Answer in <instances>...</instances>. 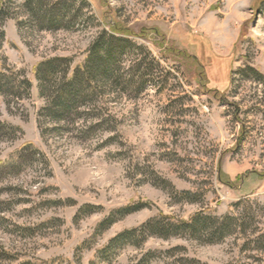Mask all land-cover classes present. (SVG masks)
I'll return each instance as SVG.
<instances>
[{"label":"rangeland","instance_id":"obj_1","mask_svg":"<svg viewBox=\"0 0 264 264\" xmlns=\"http://www.w3.org/2000/svg\"><path fill=\"white\" fill-rule=\"evenodd\" d=\"M96 50L102 73L55 116L56 84ZM0 72L32 85L0 93L21 130L0 133V264H264V0H0ZM199 212L240 228L108 249Z\"/></svg>","mask_w":264,"mask_h":264},{"label":"trees","instance_id":"obj_2","mask_svg":"<svg viewBox=\"0 0 264 264\" xmlns=\"http://www.w3.org/2000/svg\"><path fill=\"white\" fill-rule=\"evenodd\" d=\"M113 33L117 34L119 32L114 29ZM99 52L100 51L96 50L95 53L89 57L88 61L83 67L77 68L74 71V74L71 78H69V80L66 79L67 75H64L65 81L60 83V85L56 84L54 88L55 97L52 100V105H50L53 108L52 110L55 116H58L60 118L62 114L67 113L72 106H75L76 103L79 102V100L83 99V94L85 92L84 87L88 82L87 76L91 77V75H98L102 73V70H100L101 67L99 66L100 64L105 62L103 60L107 58L109 52L102 53V55ZM59 60L62 61V59H53L41 62L36 68L35 73L38 80L40 81V91L42 96H45L46 92V87L44 84L46 79L43 76H45V72L49 70L52 64L58 63ZM97 61L99 62L98 65ZM13 80L14 79L12 77H7L2 72H0V93L15 96L19 99L28 98L30 96V90L32 88L31 83L27 79H22L17 83L18 88L16 89L13 87ZM7 130L13 135L15 132H21L19 128L0 123V133H5ZM142 208L143 207L137 206L117 209L113 212L112 217L102 223L101 227L103 228V230H106L113 223H115L118 219L114 218L116 214L120 215L119 218H123L134 212L140 211ZM82 211H80V214ZM238 221L239 219L232 215H228L226 217H217L213 214L208 215L204 212L195 214L187 221L174 220L164 215H160L159 217L148 221L138 228H132L121 233L112 241H110L108 249L116 250L128 245L137 247L138 241L139 244L144 243L151 237L168 239L169 237L187 236L194 240H202L206 238L208 243L220 242L224 238L230 236L234 230L240 228L238 224H235ZM0 256V258H2V255ZM185 260V262L187 263L194 262L189 259ZM18 264L42 263H33L27 261Z\"/></svg>","mask_w":264,"mask_h":264}]
</instances>
